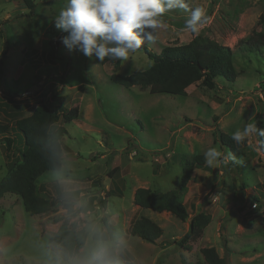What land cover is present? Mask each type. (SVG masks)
Segmentation results:
<instances>
[{
  "label": "rangeland",
  "instance_id": "rangeland-1",
  "mask_svg": "<svg viewBox=\"0 0 264 264\" xmlns=\"http://www.w3.org/2000/svg\"><path fill=\"white\" fill-rule=\"evenodd\" d=\"M33 2L31 9L22 0H0V98L26 105L25 115L42 97L52 108L78 107L80 114L64 124L58 110L57 126L68 132L64 160L60 171L47 172L40 182L45 197L56 199L63 192L64 198L38 215L28 214L17 195L0 198V264H57L58 257L68 264L100 244L109 249L113 245L116 258L135 264H183L184 259L207 264L201 252L205 247H215L228 264H264V152L257 147L256 135L247 137L245 147L240 145L244 154L236 157L239 163L218 159L209 165L205 155L210 149L220 152V159L232 155L219 142L220 134L232 135L264 118V48L245 53L243 45L264 41V0H172V7L165 0L155 42L145 41L127 61L104 62L69 50L61 41L57 52L63 58H51V42L63 33L54 18L67 0ZM197 9L193 31L187 24ZM197 36L236 52L235 82L216 80L214 89L198 82L187 88V95H171L125 88L110 79L113 73L147 69V50L158 54ZM10 117L0 110V122H10L14 138L9 158L0 139V181L24 149L23 136ZM197 155L204 161L195 164L181 198L190 218L205 211L212 221L186 251L178 241L188 231L190 218L181 221L169 212L140 208L133 198L139 187L179 190L186 164ZM74 192L70 203L68 194ZM67 204L79 212L68 213ZM141 216L163 228L155 243L131 235L133 222ZM60 218L69 231L86 232L84 246L70 256L59 244L49 243L63 226L64 220L54 221Z\"/></svg>",
  "mask_w": 264,
  "mask_h": 264
},
{
  "label": "trees",
  "instance_id": "trees-1",
  "mask_svg": "<svg viewBox=\"0 0 264 264\" xmlns=\"http://www.w3.org/2000/svg\"><path fill=\"white\" fill-rule=\"evenodd\" d=\"M22 1L28 8L35 7L33 0ZM259 34L261 37L263 36V33ZM63 35L65 33L61 34V36ZM61 36L57 41L53 42L52 40L51 42V58H63L57 52ZM248 42L243 44L247 46L244 49L245 53H258L264 48V41ZM5 54L6 52H4ZM4 55L2 58H4ZM147 55L151 60V65L144 71H137L129 75L113 73L110 79L125 88L137 86L141 89L149 88L151 94L166 93L171 95H187V88L198 82L209 89H214L216 88V80H224L228 83L237 80L236 52L230 47L208 38L197 36L187 44L167 46L158 54L147 50ZM0 64L2 65V59H0ZM116 66H118V63ZM0 84H2L1 77ZM7 101H2L0 98V110L14 120V129H17L23 136L24 149L17 158L13 159L8 174L0 181V198L8 194L17 195L21 198L24 209L28 214H44L54 208L59 199L65 196V193L60 192L56 199L47 198L43 195V188L40 185L47 172L60 171L64 160L63 139L68 132L64 126H57L61 118L58 110H62L63 122L67 124L79 117V108L74 107L69 110H63L59 106L58 108H52L46 103L45 97H42L31 114L25 115L26 105L17 103L12 99ZM255 125L258 129L264 128V118L258 117ZM10 128V122H0V139L6 146L5 150L8 158L11 157V148L14 143V138L10 135ZM231 137L232 135H229V133H221L219 142L228 147L235 157L244 154L243 147H240V145L245 147L247 138L240 143H236ZM256 137L258 149L264 152V137L259 135H256ZM203 161V155H197L194 160L186 164L179 190L170 189V191L162 192L145 187L137 188L134 192V204L140 208L157 212H169L181 221H187L190 215L181 194L188 189V183L195 164H201ZM114 170L118 169L115 168ZM97 182L99 181L97 180ZM68 195L70 196V203H72L77 193L74 192V194ZM254 200L256 202L260 201L256 195ZM67 206L68 213L74 215L79 212L78 210L73 211L70 204H67ZM58 220L64 219L60 218L54 221ZM211 221L212 216L209 213L205 211L195 213L190 218L188 231L178 241V246L186 251H191L192 244L202 238ZM62 224L63 226L61 225L56 234L50 238L49 243L59 244L66 255L70 256L84 246L86 232L84 230L69 231L66 228L67 223L65 220L62 221ZM107 227L110 236L115 240L113 226L108 224ZM130 233L146 242L155 243L163 235V228L152 219L141 216L133 222ZM94 237L97 240L102 239L99 234H95ZM225 248L229 251L228 247L225 246ZM110 250L114 251L113 245ZM201 252L207 264H228L227 259L221 257L215 247H205ZM116 259L119 264H135L130 263L125 257H117ZM183 262V264H203L201 261L191 262L185 259Z\"/></svg>",
  "mask_w": 264,
  "mask_h": 264
},
{
  "label": "clouds",
  "instance_id": "clouds-1",
  "mask_svg": "<svg viewBox=\"0 0 264 264\" xmlns=\"http://www.w3.org/2000/svg\"><path fill=\"white\" fill-rule=\"evenodd\" d=\"M167 0V7H172ZM165 11V0H67L54 18L55 27L65 33L61 42L69 50H78L85 57L104 62L127 61L129 53L140 50L145 41L151 44L156 40V30L161 27L159 17ZM200 10L193 14L187 27L195 31L194 21ZM264 137V128L258 129L249 123L243 131L232 134L231 139L240 143L249 136ZM206 161L213 165L229 160L240 161L231 154L221 158V153L210 149ZM57 264L61 260L57 258ZM68 264H119L114 253L103 244L89 250L83 256H74Z\"/></svg>",
  "mask_w": 264,
  "mask_h": 264
}]
</instances>
